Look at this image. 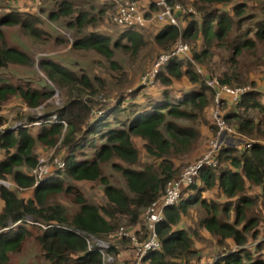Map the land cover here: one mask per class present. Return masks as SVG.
I'll use <instances>...</instances> for the list:
<instances>
[{
	"label": "trees",
	"instance_id": "16d2710c",
	"mask_svg": "<svg viewBox=\"0 0 264 264\" xmlns=\"http://www.w3.org/2000/svg\"><path fill=\"white\" fill-rule=\"evenodd\" d=\"M169 1L188 3L200 15L198 19L192 14L180 15V21H185L184 27L180 29L173 25H162L153 35L154 42L161 48V53H165L178 39L187 41L191 44L190 57L170 56L159 66L154 84L143 86L149 91L138 100L136 97L142 87L131 93H120L115 102L101 103L96 115L90 116L91 106L83 101L80 92L94 90L88 75L82 73L77 77L66 64L50 59L40 60L39 66L45 76L59 86H69L72 95L71 100L55 111L57 118L66 122L61 140L68 154L60 157L65 163L62 169H55L49 176L35 182L34 177L21 168L35 166L36 141L52 144L56 136L63 132L61 123L50 120L52 112L30 114L28 121L11 128H2L6 118L0 112V149L5 151L4 158H0V178L12 182L10 188L0 186V200L3 202L0 211V264H9L10 254L20 251L30 239L37 243L42 261L27 264H100L101 253L94 247L89 250L87 240L91 236L107 239L114 230L107 216L113 217L120 213L128 215L131 224L137 223L144 209L160 197L166 181L181 171L178 172L175 159L190 155L200 135L198 128L183 124L182 121L195 118L194 109H208L210 98L211 124L214 129L212 137L215 135L217 127L212 118L213 89L206 84V80L214 76L212 71H208L211 70L208 63L214 56L228 54V61L233 64L241 53L249 52L252 55L259 44L264 45V0H250L257 1L256 4H249L248 0ZM104 3L113 5L110 1ZM222 3L230 4V12L215 7ZM90 7L94 8L93 5ZM76 8L74 1L60 0L57 9L50 10L48 14L53 20L74 14V19L67 22V26L74 30L71 43L74 49H92L111 59L115 49L138 51L141 47L143 28L121 27L123 30L114 40L97 31L82 34L83 28L88 24H96V20L88 16V11L76 12ZM104 12L103 7H100L98 14L103 15ZM31 17L16 11L7 12L0 17V24H19L34 35L38 29L34 26L36 20ZM3 42L4 35L0 29L1 71L13 63H30L28 54L15 47L4 46ZM258 58L252 55L251 61L262 63ZM4 75L0 73V106L10 97L18 96L24 105L36 107L52 93L47 88L13 84ZM233 78L235 74L225 70L218 79L221 84L232 86ZM179 80L187 83L178 88L175 94L172 87L158 90L155 86L160 82L169 87ZM238 85L245 83L239 82ZM225 104H228V110L221 107V114L236 131L233 141L215 149L212 158L216 164L202 166L194 181L181 187L177 202L164 208V217L156 224L162 247L143 257L141 264H200L189 262L196 253L192 237L177 225L182 215L192 207L203 210L197 223L208 234L218 237L221 246L212 261L204 264H264V256H255L244 246L249 240L246 233L250 232L252 237H256L259 224V217L248 213L257 198L246 195L247 183L260 188L261 192L257 196L264 202V98L261 91L251 88L236 102L225 99ZM37 121L41 123L33 135L27 125ZM87 148L92 149L91 156L86 155ZM207 150L208 143L191 162ZM140 154L150 160L140 163ZM114 158L119 161H112ZM106 164H109L108 169L121 174V186L110 182L108 176L112 172L105 175L103 167ZM61 171L74 181L98 180L106 198L105 208L88 202L82 192L73 186L64 188L63 179L58 175ZM15 187H33V194L24 199L17 195ZM213 190L217 192V198L224 197L226 200L211 201L210 197L203 196ZM61 191L74 195L78 204L74 212H68L60 203L47 201L50 194ZM231 216L232 222L228 220ZM24 217H31L33 222L41 225L27 222L11 226ZM144 228L145 235L138 238L139 241L147 236L145 225ZM225 239H231L236 248L227 247L228 241L224 243ZM254 246L261 249L262 243L254 242ZM108 252L118 253L112 244Z\"/></svg>",
	"mask_w": 264,
	"mask_h": 264
},
{
	"label": "rangeland",
	"instance_id": "374dc122",
	"mask_svg": "<svg viewBox=\"0 0 264 264\" xmlns=\"http://www.w3.org/2000/svg\"><path fill=\"white\" fill-rule=\"evenodd\" d=\"M60 0H0V17L7 12H19L23 15L29 14L31 18L36 20L34 26L37 27V34L31 35L26 29L21 27L19 24L12 25H1L0 29L3 31L4 35V46L15 47L19 50L24 51L28 54L30 58V63L10 64L3 72L8 80L13 84H19L24 87L37 88V89H49L51 90V95L49 98L42 101L41 104L36 107H28L24 105L18 96L10 97L6 102L2 103L0 106V112L6 118L5 124L2 128H11L16 124H21L28 121V115H43L51 113L50 120L53 119V115L56 116V110L63 107L69 100H71L72 95H70L69 86H59L51 79L47 78L44 72L40 68L41 59H50L66 64L69 69L78 77L82 73H85L90 78V84L92 83V89H85L81 92V96L84 102L91 106L90 116L96 115L98 107L101 103L115 102L117 96L120 93H131L142 87L141 91L136 97V100L143 93H147L149 90L146 89L144 84H141V77L147 71L150 70L153 61L156 59L158 54H161V48L158 47L156 42H154L153 35L161 27L160 25L152 22L151 25L143 28L141 30L143 43L138 51H133L129 48H119L115 49L113 57L107 59L105 56L99 54L92 49H74L71 46L74 30L67 26V22L74 19V14L71 16H61L60 18L53 20L48 17L50 10H56L57 4ZM76 3V12L78 10L88 11V16H93L96 20V24H88L83 30L82 34H87L92 31H97L102 34L108 35L111 40L118 38L120 32L123 30L121 27L115 25L111 16L114 12V6L111 3H100L95 0H72ZM87 1L85 4L84 2ZM186 2H191L194 0H185ZM249 4H256L257 1L248 0ZM188 4V3H187ZM93 5L94 8L90 7ZM100 7L105 10L103 15L98 14ZM222 10L230 12V4L222 3L217 4ZM200 14L197 13L194 18L198 19ZM185 21H183L180 26H184ZM126 41V40H123ZM189 46L191 44L187 41ZM262 60V63L258 61H251V57ZM249 52H243L236 58V60L231 64L228 61V54H219L214 56L208 63L212 71L213 76L219 78L223 71L229 70L235 74L233 78V83L235 87H246L247 90L255 88L262 92V98H264V45L261 43L258 45L254 54ZM236 67V68H235ZM243 82L245 85H238L237 83ZM186 81H175L169 87L162 85L160 82L155 84L156 89L161 90L164 88H171L174 90V94L177 92L178 88L185 85ZM176 88V91L175 89ZM72 92V91H71ZM152 92V91H150ZM74 93V92H73ZM261 98V97H260ZM208 109L204 110L194 109L195 118L182 121L183 124L191 125L198 128L200 135L195 140L194 150L190 155L175 159V164L178 167V172L186 166L189 162L197 158L201 152L204 150L208 140L212 138L214 129L211 124V106L212 99H209L207 104ZM228 104H224L223 108L225 111L228 110ZM24 117V118H22ZM22 118V119H20ZM57 120H60L57 118ZM22 120V121H21ZM35 123H41L40 121L29 123L27 129L35 135L39 129V125ZM234 123V121H232ZM41 125V124H40ZM63 125V132H61L56 139L53 140L52 144H46L40 141H36L34 146V154L36 156V163L40 158H46L48 164L49 172H54L55 167L50 162L51 155L64 157L68 154L67 147L62 143V136L65 133V125ZM235 127L236 125L233 124ZM207 142V143H206ZM264 142V141H263ZM139 144L138 141H136ZM86 155H92V149L87 148ZM5 151L0 149V158H4ZM148 158V157H147ZM146 156L140 154V163H147L150 159ZM112 161L118 162L116 158ZM36 165V164H35ZM26 173H30L33 168H27V166L21 167ZM109 164L104 165V173L110 174V182L122 185L123 179L121 174L117 171L108 169ZM177 172V173H178ZM62 177L63 187L73 186L80 190L85 197V199L90 203L98 204L100 207L105 208L107 202L105 195L103 193V187L101 183L97 181H74L70 178L64 176L63 172L58 173ZM178 174H176L177 176ZM5 179V178H4ZM9 179H6V181ZM10 181V180H9ZM11 182V181H10ZM12 183V182H11ZM12 185H10L11 187ZM9 187V188H10ZM246 195L250 197H256V203L248 210L249 214H254L259 217V224L257 226L258 233L256 237H252L250 232H247L248 241L244 245L251 253L255 256H264V202L257 195L260 194L261 190L257 186L246 184ZM17 188V187H15ZM17 195L19 197L29 198L33 194V187L29 188H17ZM204 197H210L212 199L218 200L219 202L225 201L224 197L217 198V192L215 190L209 191L203 194ZM74 195L69 194L66 191H61L56 194H50L47 201L50 203H60L64 205L68 212H74L78 204L74 199ZM3 202L0 200V211L2 209ZM104 214V210L101 209ZM144 212V211H143ZM143 212L140 214L137 223L131 224L128 215H122L116 213L113 217L107 216L106 218L110 220L114 225V230L107 237L106 243L112 244L118 253L112 254L114 257L111 264H129L135 257V247L132 244L131 239L128 236H121L118 234L120 227H123L127 232L134 233L137 238H143L145 235L144 228V215ZM203 214V210L198 207H192L188 213L182 215L180 221L178 222V227H183L187 233L192 237V245L195 250L193 257H190L189 262L193 263H205L212 261L216 252L219 251L218 237L210 235L198 225V219ZM228 220L232 222L233 216ZM137 226L138 232H134V228ZM38 232V229H34ZM227 239H225L224 243ZM228 246L231 248H236L233 246L231 239H228ZM254 242H261L262 248L256 249ZM218 244V245H217ZM40 249L37 243L30 239L22 245L21 250L18 252L11 253L9 256V264H27L30 262L36 263L40 258ZM42 261V260H41ZM203 261V262H202ZM144 264H149L146 262Z\"/></svg>",
	"mask_w": 264,
	"mask_h": 264
},
{
	"label": "built area",
	"instance_id": "2783aa9c",
	"mask_svg": "<svg viewBox=\"0 0 264 264\" xmlns=\"http://www.w3.org/2000/svg\"><path fill=\"white\" fill-rule=\"evenodd\" d=\"M100 3L112 2L114 6V12L112 13V22L123 28L142 29L151 25L152 22L162 25H173L177 28H181L180 24L184 21H180L179 16L184 14L197 15V11L190 4H183L180 2L171 3L169 0H95ZM154 8V9H153ZM149 14H146V13ZM190 47L188 43L181 39H178L171 47V49L165 53H161L153 61L150 70H147L141 77V84L153 85L154 77L159 69V66L164 63L170 56L178 55L186 58L190 57ZM200 71L199 68H197ZM206 84L213 89V104L212 118L217 127L215 135L208 142V150L195 161L184 166L178 175L172 179H168L165 183L162 194L155 201L151 202L143 212L144 225L147 229V236L139 241L134 233L127 232L123 227H120L118 234L121 236H128L132 244L135 247L136 257L129 264H141V260L148 253L159 250L162 245L156 232V224L163 217V210L165 207L174 205L180 195L181 187L192 183L197 176L199 169L204 165L214 166L215 160L212 158L213 151L218 149L222 144H226L228 141H233V135L236 134L234 127L228 125L222 117L221 107L225 104V99H229L230 102H236L243 93L247 90L246 87H232L227 84H221L217 77H212L206 80ZM53 119L56 116L53 115ZM52 121V120H51ZM57 122L64 124L66 122L63 119L57 120ZM39 125V123H35ZM54 165L55 169H62L65 163L59 156H52L50 162ZM53 172H49L47 159L40 158L36 165L30 170V175L35 179V182L49 176ZM11 182L6 181L4 178H0V186L9 188ZM33 222L31 217H24L12 223L11 226H15L18 223ZM34 224L41 225L38 222ZM49 226V225H48ZM45 227V226H44ZM106 240L90 237L88 242V249L96 248L101 253L100 264H111L113 261V255L108 252L109 243ZM203 264V263H200ZM209 264V263H208Z\"/></svg>",
	"mask_w": 264,
	"mask_h": 264
},
{
	"label": "crops",
	"instance_id": "0c3cea01",
	"mask_svg": "<svg viewBox=\"0 0 264 264\" xmlns=\"http://www.w3.org/2000/svg\"><path fill=\"white\" fill-rule=\"evenodd\" d=\"M184 27V26H183ZM136 229H137V226L134 228V232L136 231Z\"/></svg>",
	"mask_w": 264,
	"mask_h": 264
}]
</instances>
